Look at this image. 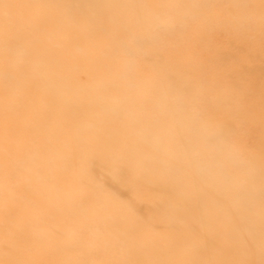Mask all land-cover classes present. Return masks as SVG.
<instances>
[{"label": "rangeland", "instance_id": "obj_1", "mask_svg": "<svg viewBox=\"0 0 264 264\" xmlns=\"http://www.w3.org/2000/svg\"><path fill=\"white\" fill-rule=\"evenodd\" d=\"M0 264H264V0H0Z\"/></svg>", "mask_w": 264, "mask_h": 264}]
</instances>
